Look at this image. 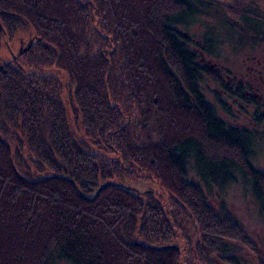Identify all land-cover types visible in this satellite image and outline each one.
<instances>
[{"label":"trees","instance_id":"1","mask_svg":"<svg viewBox=\"0 0 264 264\" xmlns=\"http://www.w3.org/2000/svg\"><path fill=\"white\" fill-rule=\"evenodd\" d=\"M210 8L208 0H0V46L22 25L35 38L0 65V264H238L230 243L252 244L209 206L197 179L240 180L264 211V170L253 161L264 142V91L259 78L215 69V41L185 30ZM50 70L68 78L78 130L106 158L74 139ZM4 126L17 130L14 151ZM24 148L33 172L20 169ZM134 175L153 179L161 197L121 184ZM179 236L185 245L162 248Z\"/></svg>","mask_w":264,"mask_h":264},{"label":"rangeland","instance_id":"2","mask_svg":"<svg viewBox=\"0 0 264 264\" xmlns=\"http://www.w3.org/2000/svg\"><path fill=\"white\" fill-rule=\"evenodd\" d=\"M208 1L211 3V8L207 10L208 13L189 18L185 30L195 41L203 43L207 36L215 41L213 42L215 56L210 57L209 63L214 66L215 69L220 68L223 69L224 72H229L232 77L235 76L236 79L242 78L253 81V79L250 78L252 77L250 70L257 72L259 68H261L260 74L263 76L264 31L254 34L252 27L250 28L248 24H245L241 17L246 15L251 19H256L258 21L257 24H264V0H245L240 3V6H238L236 0ZM240 38L243 39V43L238 46L237 41ZM34 39V34L31 29L23 25L18 27L14 39L9 44L3 42L0 46V65L10 62L13 55L27 48ZM252 40L256 43H253ZM251 44L253 46H251ZM257 61L260 62L259 64L261 66L257 65ZM50 73L58 78L61 84V97L66 111V121L74 139L83 143L88 152L106 158L107 154L104 152V149L98 143L86 139L78 130V111L75 108V103L70 99L71 86L69 85L68 78L60 71L50 70ZM208 85L210 88H214L213 84L208 83ZM258 86L263 92L264 84L260 82ZM206 96L211 99L208 92ZM238 121L245 124V121H243V118L240 116ZM3 129L6 131L4 140L10 144L14 151L18 148L17 130H8L7 126H4ZM20 153L24 159H22L23 161L19 165L21 167L20 169L23 172H33L32 161L34 157L26 148ZM253 161L258 169L264 170V142L256 145ZM41 177L45 178L46 176ZM197 181L201 184L206 196V202L209 206L215 210L224 211V213L233 217V219L240 224L243 234L252 244V246H249L246 244L230 243L232 249L228 254L234 255L238 264H256V254L264 259V211L261 210L259 202L249 187L240 180L236 183L227 184L224 187L216 185L206 186L202 180L199 181V179H197ZM120 182L128 188H134L143 193L152 192L157 195L158 198L161 197L157 183L151 178H141L134 175L130 179L121 180ZM189 233L190 240L195 243L197 237L192 231H189ZM181 243H183V245L186 244L179 236L175 238L174 243L169 246L176 247V245ZM252 247L255 248L253 251ZM175 249L179 248L176 247ZM182 253L184 254V252ZM47 264L70 263L66 260L53 258L49 260ZM216 264H219V262L217 261Z\"/></svg>","mask_w":264,"mask_h":264},{"label":"water","instance_id":"3","mask_svg":"<svg viewBox=\"0 0 264 264\" xmlns=\"http://www.w3.org/2000/svg\"><path fill=\"white\" fill-rule=\"evenodd\" d=\"M52 178H57V177L53 176ZM111 185H113V183H111V182H107V183L101 184L99 186V188L96 190L94 197H96L100 192H102L105 188H107V187H109ZM80 195L82 196L81 193H80ZM162 248H176V247H174V246H165V247H162Z\"/></svg>","mask_w":264,"mask_h":264},{"label":"flooded vegetation","instance_id":"4","mask_svg":"<svg viewBox=\"0 0 264 264\" xmlns=\"http://www.w3.org/2000/svg\"><path fill=\"white\" fill-rule=\"evenodd\" d=\"M258 63H257V65L258 66H261L259 63V61H257ZM260 72H261V68H259L258 70H257V72H255L254 70H250V73H251V76L252 77H256V78H259L260 80H261V82H262V84H264V75L262 76L261 74H260ZM252 77H250V78H252ZM246 82L247 83H249V80H246Z\"/></svg>","mask_w":264,"mask_h":264}]
</instances>
